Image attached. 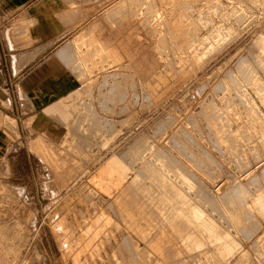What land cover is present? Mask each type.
<instances>
[{
    "label": "rangeland",
    "instance_id": "374dc122",
    "mask_svg": "<svg viewBox=\"0 0 264 264\" xmlns=\"http://www.w3.org/2000/svg\"><path fill=\"white\" fill-rule=\"evenodd\" d=\"M99 1L93 81L5 117L0 264H264V0Z\"/></svg>",
    "mask_w": 264,
    "mask_h": 264
},
{
    "label": "crops",
    "instance_id": "0c3cea01",
    "mask_svg": "<svg viewBox=\"0 0 264 264\" xmlns=\"http://www.w3.org/2000/svg\"><path fill=\"white\" fill-rule=\"evenodd\" d=\"M139 1L126 0L124 4L133 8ZM118 7L107 15L117 18L121 13ZM100 9L99 0H0V15H18L15 21L0 26V152L28 134L27 125L45 132L54 125V117L64 115L63 99L81 86L73 64L82 79L93 81L87 72L95 70L101 46L108 47L110 53L116 47V34L104 26L108 29L104 30L108 32L106 41V35L96 31L99 24L92 22ZM125 53L127 56L129 51ZM105 77L113 79L110 92L120 95L117 73ZM142 84L147 85L148 80ZM97 86L101 94L104 85L100 82ZM93 87L86 86L84 93L92 92ZM6 116L11 117L9 127L20 139L11 140L6 134Z\"/></svg>",
    "mask_w": 264,
    "mask_h": 264
},
{
    "label": "bare ground",
    "instance_id": "6f19581e",
    "mask_svg": "<svg viewBox=\"0 0 264 264\" xmlns=\"http://www.w3.org/2000/svg\"><path fill=\"white\" fill-rule=\"evenodd\" d=\"M134 246V245H133ZM197 258V257H196ZM135 261V260H134Z\"/></svg>",
    "mask_w": 264,
    "mask_h": 264
}]
</instances>
